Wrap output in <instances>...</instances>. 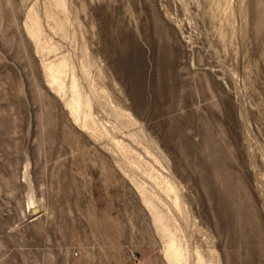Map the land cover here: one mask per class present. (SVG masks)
<instances>
[{
  "label": "rangeland",
  "instance_id": "obj_1",
  "mask_svg": "<svg viewBox=\"0 0 264 264\" xmlns=\"http://www.w3.org/2000/svg\"><path fill=\"white\" fill-rule=\"evenodd\" d=\"M0 264H264V0H0Z\"/></svg>",
  "mask_w": 264,
  "mask_h": 264
}]
</instances>
